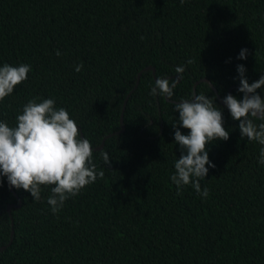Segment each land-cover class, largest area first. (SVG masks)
Returning a JSON list of instances; mask_svg holds the SVG:
<instances>
[{
    "label": "trees",
    "instance_id": "obj_1",
    "mask_svg": "<svg viewBox=\"0 0 264 264\" xmlns=\"http://www.w3.org/2000/svg\"><path fill=\"white\" fill-rule=\"evenodd\" d=\"M5 63L31 70L0 101V121L15 126L29 100L55 99L105 175L55 214L52 186L36 201L3 177L0 264H264V145L241 139L218 97H243L239 64L250 83L264 75V0H0ZM178 76L171 99L150 95L158 78ZM257 92L264 97V87ZM200 93L216 96L230 133L207 146L216 165L201 181L207 198L191 185L178 194L171 181L181 155L175 103ZM9 205L19 207L9 214Z\"/></svg>",
    "mask_w": 264,
    "mask_h": 264
},
{
    "label": "clouds",
    "instance_id": "obj_2",
    "mask_svg": "<svg viewBox=\"0 0 264 264\" xmlns=\"http://www.w3.org/2000/svg\"><path fill=\"white\" fill-rule=\"evenodd\" d=\"M247 54L248 49H242L237 59H247ZM57 55H60L59 51ZM82 69L83 63L75 67L77 72ZM30 70L28 64L13 66L5 63L0 67V101L28 78ZM184 71L183 66L175 69L180 76ZM237 72V91L243 93V97L229 93L222 103L232 119L239 121L241 139L264 145V97L257 92L264 87V75L250 83L245 65H237ZM178 80L170 82L167 78H158L150 95L171 99ZM216 105V96L213 99L204 93L175 103L178 118L172 126L174 142L179 145L181 155L174 161L171 181L177 186L178 194H182L184 186L191 185L202 198L209 196L207 187L201 189V181L208 176L209 168L216 165L209 158L207 146L214 141H227L230 136L224 127L223 110ZM182 128L188 130L187 134L181 131ZM100 155L105 165L110 166L109 153L101 151ZM259 163L264 165V147L259 151ZM104 175L93 162L90 141L81 136L69 112L56 107L55 99L35 97L29 100L22 113L17 115L15 126L0 121V184L6 177L10 188L27 191L36 201L41 200L42 186H52L47 203L54 214L69 198L98 178L103 179Z\"/></svg>",
    "mask_w": 264,
    "mask_h": 264
},
{
    "label": "water",
    "instance_id": "obj_3",
    "mask_svg": "<svg viewBox=\"0 0 264 264\" xmlns=\"http://www.w3.org/2000/svg\"><path fill=\"white\" fill-rule=\"evenodd\" d=\"M147 70H148V71H153L154 76L156 75V71H155V69H154L153 67H148ZM140 75H141V74H140ZM140 75H139V78H138V81H137L136 87H138V85H139V83H140ZM177 78H179V80H181V78H180L179 76H178ZM200 82H206V83H208V84H209V85L215 90L214 86L211 84V82H210L208 79H203V80H201ZM200 82H198L197 84H199ZM229 93L232 94V90H230ZM217 95H218V93H217ZM129 97H130V95H129V96L127 97V99L125 100L124 109H125V107H126V104H127V102H128ZM218 97H219V100H220L221 103H222V98H221L220 96H218ZM222 104H223V103H222ZM223 105H224V104H223ZM224 106H225V105H224ZM121 124H122L121 130H120L117 134H121V133H123V132L125 131V126L123 125V115H122V118H121ZM114 135H115V134L109 135L108 138H110V137H112V136H114ZM81 136L84 137L83 134H81ZM105 141H106V139L103 141V143H102V145H101L100 147H97V148H95L94 150H95V151H98V150L103 149L104 144H105ZM14 207H19V206L9 205V206L7 207V212H8L9 214H11V211H12V209H13ZM5 248H6V247H1V248H0V251H1V250H4Z\"/></svg>",
    "mask_w": 264,
    "mask_h": 264
}]
</instances>
